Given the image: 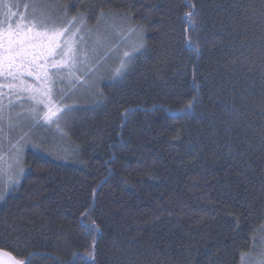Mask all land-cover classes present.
<instances>
[{"label": "trees", "instance_id": "trees-1", "mask_svg": "<svg viewBox=\"0 0 264 264\" xmlns=\"http://www.w3.org/2000/svg\"><path fill=\"white\" fill-rule=\"evenodd\" d=\"M40 1L88 27L124 16L144 48L70 114V158L24 151L26 172L0 203V250L23 264L256 260L264 0Z\"/></svg>", "mask_w": 264, "mask_h": 264}, {"label": "snow or ice", "instance_id": "snow-or-ice-1", "mask_svg": "<svg viewBox=\"0 0 264 264\" xmlns=\"http://www.w3.org/2000/svg\"><path fill=\"white\" fill-rule=\"evenodd\" d=\"M18 7L0 0V8L6 9L0 18V121L6 109L13 106L12 97H15L28 102L26 115L37 126H58L74 111L71 105L64 103L66 95L75 91L78 85L91 87L83 78L94 74L93 66L100 62L104 37L98 35L86 40L83 16L60 22L40 0L25 6L31 9L28 15L13 11ZM186 15L191 17L193 13ZM124 57L126 59L121 60L118 73L133 58L127 52ZM27 77L32 79L28 80ZM5 99L7 104L4 103ZM14 126L18 125H13L10 117L9 128ZM20 139H24V136ZM11 149H14V175L18 177L24 172L19 140L11 145ZM3 159L0 155V165ZM9 182L15 183V180ZM2 196L0 192V198ZM85 227L90 232L96 230L94 223ZM6 256L12 260L8 254L0 251V264H4ZM28 264H31L30 260ZM256 264H264V251L256 259Z\"/></svg>", "mask_w": 264, "mask_h": 264}, {"label": "rangeland", "instance_id": "rangeland-1", "mask_svg": "<svg viewBox=\"0 0 264 264\" xmlns=\"http://www.w3.org/2000/svg\"><path fill=\"white\" fill-rule=\"evenodd\" d=\"M11 1L4 0V3L18 5L19 7L14 8L13 11H18L21 15H28L31 9H26L25 6L34 2V0L26 3H23L22 0ZM42 3L47 5V11L53 15V17L58 18L60 22H65L66 19H68L61 17L50 3H45L43 1ZM5 10L6 9L0 8V18H2ZM142 33L141 29L132 26L128 19L121 15H107L94 27H88L85 24V39L87 40L89 37L95 38L98 35L102 36L104 37L103 47L100 50L99 64L93 66L94 74H90L83 78L86 84L91 85V87H81L78 85L75 91L68 93L64 99V103L72 106L74 109L73 112L85 105L91 96L97 94L102 83L116 82L115 80L125 72L131 60L144 48ZM89 43H91V40H89ZM125 52L129 53L133 58L128 61L127 66L118 73L117 69L120 68L121 60L126 59L124 57ZM26 79L31 80L32 78L27 77ZM12 99L13 106L6 109L3 120L0 121V127L3 129V131L0 132V155L4 157L3 164L0 165V167H2V172H0V192L3 193L2 198H0V203L12 189L18 185L20 179L26 172L23 163V174L18 177L14 175V149H11V145L16 144L18 140L19 147L22 150V161L24 151L29 148L43 150L53 158H60L61 161L70 158L68 155L70 149L68 148L64 136L66 124L69 122L71 116L69 115L70 117L68 116L65 120L60 121L58 126L56 124H41L37 126L26 115L28 102L23 98L16 99L12 97ZM4 103L7 104V99H5ZM10 117L12 124L18 126L9 128ZM22 135L24 139H20ZM12 179L15 180V183L9 182ZM257 255L259 257V253H257ZM243 264H256V260H249L248 258L244 260Z\"/></svg>", "mask_w": 264, "mask_h": 264}, {"label": "water", "instance_id": "water-1", "mask_svg": "<svg viewBox=\"0 0 264 264\" xmlns=\"http://www.w3.org/2000/svg\"><path fill=\"white\" fill-rule=\"evenodd\" d=\"M1 251V250H0ZM4 252V251H3ZM4 253H6V254H8L11 258H12V260H9L8 259V257L6 256L5 257V261H4V264H13V261L15 262V264H23V263H21V262H18L12 255H10L9 253H7V252H4Z\"/></svg>", "mask_w": 264, "mask_h": 264}]
</instances>
